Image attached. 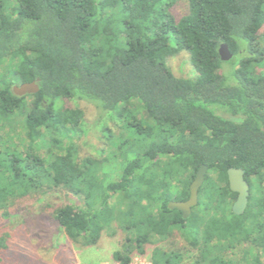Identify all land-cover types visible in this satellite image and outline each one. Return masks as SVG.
<instances>
[{
  "label": "trees",
  "instance_id": "1",
  "mask_svg": "<svg viewBox=\"0 0 264 264\" xmlns=\"http://www.w3.org/2000/svg\"><path fill=\"white\" fill-rule=\"evenodd\" d=\"M181 1L0 0V264L14 259L6 226L14 230L33 198L84 248L118 234V264L137 255L152 264H264V0H185L183 12ZM183 51L192 77L168 65ZM30 81L36 93L13 92ZM68 101L115 122L118 132L102 128L105 155H79L69 142L86 111ZM17 123L22 144L9 142ZM202 164L197 204L184 218L168 203L188 198ZM230 167L249 184L240 215L231 211Z\"/></svg>",
  "mask_w": 264,
  "mask_h": 264
},
{
  "label": "rangeland",
  "instance_id": "2",
  "mask_svg": "<svg viewBox=\"0 0 264 264\" xmlns=\"http://www.w3.org/2000/svg\"><path fill=\"white\" fill-rule=\"evenodd\" d=\"M178 11H185V0L179 3ZM168 65L172 73L177 77L195 75V70L190 63L189 54L180 52L168 59ZM264 73V69H261ZM80 105L85 108V121L83 131L80 136H72L70 143L82 156L100 157L107 152V139L103 136L102 128L109 126L117 131L115 122L110 116H104L98 120L94 108L85 102L76 103L74 101L66 102V106ZM20 120L22 116L18 117ZM15 135L9 138L10 141L24 142L23 130L21 124L17 123L14 130ZM55 137L60 138V132H56ZM7 140V138H6ZM42 144L40 143V146ZM43 145V149L46 148ZM106 151V152H105ZM59 201H66V196L59 194ZM39 198L29 199L21 206V211L16 212L12 218V230L9 225L6 229L12 234L13 245L11 246L10 255L14 257L12 264H115L112 260L111 253L118 248L120 240L118 234H105L100 245L96 248H84L80 244L70 240L66 234L49 218L39 214ZM28 255L32 261H21L19 255ZM148 255L134 256L129 264H148Z\"/></svg>",
  "mask_w": 264,
  "mask_h": 264
},
{
  "label": "water",
  "instance_id": "3",
  "mask_svg": "<svg viewBox=\"0 0 264 264\" xmlns=\"http://www.w3.org/2000/svg\"><path fill=\"white\" fill-rule=\"evenodd\" d=\"M220 59L227 61L232 57V52L226 43H221L218 49ZM16 95L23 96L33 94L38 91L36 81L24 82L12 87ZM207 171V166L202 164L198 168L194 179L189 186V196L183 201H170L168 207L178 209L184 218H188L191 214V209L197 204L198 189L204 181V176ZM244 171L241 168L230 167L227 169V179L229 189L237 193L236 199L231 205V211L235 215L242 214L247 206L249 196V184L244 179Z\"/></svg>",
  "mask_w": 264,
  "mask_h": 264
},
{
  "label": "built area",
  "instance_id": "4",
  "mask_svg": "<svg viewBox=\"0 0 264 264\" xmlns=\"http://www.w3.org/2000/svg\"><path fill=\"white\" fill-rule=\"evenodd\" d=\"M115 264H118V263H115ZM148 264H152L150 261H149V263Z\"/></svg>",
  "mask_w": 264,
  "mask_h": 264
},
{
  "label": "flooded vegetation",
  "instance_id": "5",
  "mask_svg": "<svg viewBox=\"0 0 264 264\" xmlns=\"http://www.w3.org/2000/svg\"><path fill=\"white\" fill-rule=\"evenodd\" d=\"M237 196V195H236ZM234 202V201H233Z\"/></svg>",
  "mask_w": 264,
  "mask_h": 264
}]
</instances>
